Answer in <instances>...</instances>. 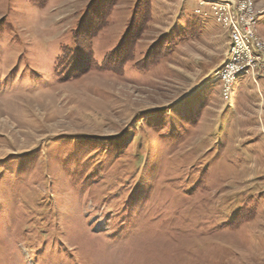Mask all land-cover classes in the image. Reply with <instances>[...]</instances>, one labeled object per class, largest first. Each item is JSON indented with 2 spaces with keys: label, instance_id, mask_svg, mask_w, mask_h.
<instances>
[{
  "label": "rangeland",
  "instance_id": "374dc122",
  "mask_svg": "<svg viewBox=\"0 0 264 264\" xmlns=\"http://www.w3.org/2000/svg\"><path fill=\"white\" fill-rule=\"evenodd\" d=\"M107 1L0 0V264H264L263 73L225 93L229 29L199 0H151L126 37L115 0L88 43Z\"/></svg>",
  "mask_w": 264,
  "mask_h": 264
},
{
  "label": "bare ground",
  "instance_id": "6f19581e",
  "mask_svg": "<svg viewBox=\"0 0 264 264\" xmlns=\"http://www.w3.org/2000/svg\"><path fill=\"white\" fill-rule=\"evenodd\" d=\"M237 1L240 3V12L243 14H250L251 6L247 2L244 0H237ZM198 3L200 5L221 6V10H224L223 23L221 25H225L224 27L228 26L229 36H230V29H232L233 37L239 43V52H244L245 54L250 56V62H251L250 68L249 67H239L238 69H236L234 74L230 75L229 84L233 80H235V77L237 75L241 74L242 72H246L249 69H253L255 67L257 68L259 67L258 69H260V66L258 65L259 64L258 49L255 46H260L262 48L264 47L259 43V40L257 41V39L251 34L252 32L250 33V28H249L250 23L249 22L247 23V30L249 32V35L248 33L245 32L242 26H233V21L231 18L234 12V5H232V3H229V0H199ZM196 12L198 13V8L196 9ZM251 15H254V14L252 13ZM212 16L215 19L216 23L219 24V22H217V16L215 15H212ZM254 22L255 20L252 21V24H254ZM251 40L254 43V45L251 43ZM228 46H230V49H231L230 59H228L229 61L225 64V66L223 65L224 67L222 66L223 68L219 69L220 71L218 72V75L220 77V82L223 83L224 86L225 84L222 78L225 76L226 71H229L232 68H234L235 63L239 62L238 47L231 46V41H230V45ZM261 64L264 65V53L261 54ZM260 75H262V73ZM263 76H264V72H263ZM228 86L229 85H227V88H229Z\"/></svg>",
  "mask_w": 264,
  "mask_h": 264
},
{
  "label": "trees",
  "instance_id": "16d2710c",
  "mask_svg": "<svg viewBox=\"0 0 264 264\" xmlns=\"http://www.w3.org/2000/svg\"><path fill=\"white\" fill-rule=\"evenodd\" d=\"M114 2H115V0H111V2H109V1L104 2V4L101 6L102 9H99V10H101L100 13H99L100 15L98 16L99 24L96 27L94 26L95 29L93 30L92 33L88 34V39H87L88 43H90L91 40L95 37V35L97 33H99V31L102 28H104V25L107 22V17L109 16L111 7L114 6ZM150 8H151V0H136L135 5H134V7L132 9V14H131L130 20H129V25H128L129 29H127V31L125 32L124 37L127 36V34L130 32L131 28H134V26H138L139 27V31H140V29L145 25V23L147 21H149ZM190 26H191L190 28H195V24H193V23H191ZM80 27H79V29H80ZM77 34L78 33L75 31V33H74V41H75L76 44L79 43L78 42L79 41V39H78L79 37L77 38V36H75ZM189 34H192V33L190 32ZM190 36L186 35L185 32H181L180 31L175 36V39H171L170 42L167 41L166 36L162 37L164 39H162V40L160 39L161 41L159 40V42H157V45L159 43H160V45H159V50H158V53H157V57L155 58L156 60H154V62L150 61L149 63H146L147 65H145V66L141 65L142 67H140V68L141 69H145L148 66L157 63L158 60H161L163 58L168 57V55L170 53L169 51H171V49L173 48L172 45H174L177 42L178 38L182 39L183 37H185V38L188 39V38H190ZM64 58H66V55H63L61 59H58V62H60V65H61V69H59L58 74H64L63 77H66V78L68 77L69 78V77H71L70 74L72 73V75H73V72L75 70L74 69L72 71L74 64L73 63L72 64L67 63V66L69 65V67L68 68L65 67L66 62L64 61ZM75 59L76 58H71L69 60L72 61V60H75ZM127 60L128 59H125L124 61H127ZM70 61H67V62H70ZM145 62H147V58H145V60H143L142 64L145 63ZM136 66H140V64H137ZM111 69L113 71V68H110L109 70H111ZM119 70H121V69H119Z\"/></svg>",
  "mask_w": 264,
  "mask_h": 264
},
{
  "label": "built area",
  "instance_id": "2783aa9c",
  "mask_svg": "<svg viewBox=\"0 0 264 264\" xmlns=\"http://www.w3.org/2000/svg\"><path fill=\"white\" fill-rule=\"evenodd\" d=\"M229 3H232L234 5V12L232 16V21H233V26H242L243 29L245 30L246 33L249 32L247 30V22H252L254 21V16H251V11L250 14H243L240 12V3L237 0H229ZM198 6V13L201 11H206V13H209L210 15H215L217 16V22H219V25L223 23V13L224 10H221V6H211V5H200L199 3L197 4ZM250 38V36H249ZM230 41H231V46H237L238 47V53H239V62L235 63L234 68H232L229 71H226L225 76L222 78L223 82L225 84V93L227 91V85H229V80H230V75L234 74L236 69L239 67H249L251 66L250 62V56L245 54L244 52H239V43L236 41V39L233 37L232 34V29H230ZM251 43L254 45V43L251 40ZM258 49V57H259V66L260 70L263 73L264 72V65L261 64V54L264 53V48L260 46H255Z\"/></svg>",
  "mask_w": 264,
  "mask_h": 264
},
{
  "label": "crops",
  "instance_id": "0c3cea01",
  "mask_svg": "<svg viewBox=\"0 0 264 264\" xmlns=\"http://www.w3.org/2000/svg\"><path fill=\"white\" fill-rule=\"evenodd\" d=\"M218 69V68H217ZM216 70V69H215Z\"/></svg>",
  "mask_w": 264,
  "mask_h": 264
}]
</instances>
